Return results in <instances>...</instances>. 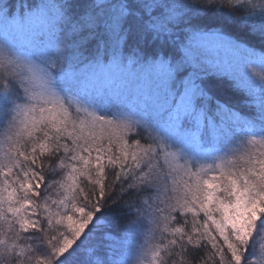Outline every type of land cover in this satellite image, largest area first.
<instances>
[{"label": "snow or ice", "instance_id": "obj_1", "mask_svg": "<svg viewBox=\"0 0 264 264\" xmlns=\"http://www.w3.org/2000/svg\"><path fill=\"white\" fill-rule=\"evenodd\" d=\"M0 264H264V0H0Z\"/></svg>", "mask_w": 264, "mask_h": 264}]
</instances>
